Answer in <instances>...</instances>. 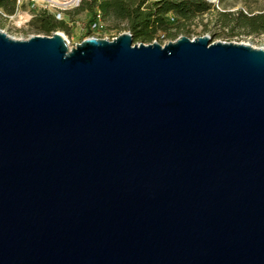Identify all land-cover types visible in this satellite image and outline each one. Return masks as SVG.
I'll return each mask as SVG.
<instances>
[{
  "label": "water",
  "instance_id": "water-1",
  "mask_svg": "<svg viewBox=\"0 0 264 264\" xmlns=\"http://www.w3.org/2000/svg\"><path fill=\"white\" fill-rule=\"evenodd\" d=\"M0 264H264V47L0 29Z\"/></svg>",
  "mask_w": 264,
  "mask_h": 264
},
{
  "label": "rangeland",
  "instance_id": "rangeland-1",
  "mask_svg": "<svg viewBox=\"0 0 264 264\" xmlns=\"http://www.w3.org/2000/svg\"><path fill=\"white\" fill-rule=\"evenodd\" d=\"M53 1V0H52ZM52 1H47L36 5L35 8L30 9L29 4L25 1L22 6L18 5L16 12L13 15L6 14L0 9V29L8 31V34L14 38H29L33 35H48L43 31V24L37 18L33 17L37 13H48L52 17H55L56 24L59 25V21H64V26L59 27L54 32L65 34L70 47L81 43L87 36L86 31L90 29L91 13L89 11L82 10V0L79 4L71 5H58ZM62 2L61 0H58ZM220 8H213L210 12L198 16L193 22L188 23L183 27L179 33V36H187L190 39H195L204 35L210 34L212 42L224 41L235 43H253V47H264V33L262 34H250L243 28L235 25L231 22L230 25H223V13H237L243 11L247 14H258L264 11V0H221ZM24 15L25 19H29L28 22L21 24L18 16ZM60 14V15H59ZM16 16L14 18L7 17ZM172 17V15L170 16ZM103 28L101 30H92L91 36L98 38L114 39L124 32H129L126 29L125 22L120 20H103L101 16L98 19ZM171 31H176V22L170 20ZM174 39L162 36L159 43L162 45L173 41ZM152 43V42H151Z\"/></svg>",
  "mask_w": 264,
  "mask_h": 264
},
{
  "label": "trees",
  "instance_id": "trees-1",
  "mask_svg": "<svg viewBox=\"0 0 264 264\" xmlns=\"http://www.w3.org/2000/svg\"><path fill=\"white\" fill-rule=\"evenodd\" d=\"M16 8L17 0H0V9L6 14L13 15ZM81 8L91 13L87 36L91 37V25L101 16L105 21L110 19L124 21L126 29L133 36L134 43L139 44L153 43L162 36L174 39L183 27L198 16L210 12L214 7L207 0H84ZM221 16L225 26L232 22L234 27L237 25L250 34L264 33V11L258 14L239 11L237 15L223 13ZM34 17L42 22L43 31L48 36L64 26L63 20L59 21L58 25L56 18L45 12ZM170 20L176 22L175 32L171 31Z\"/></svg>",
  "mask_w": 264,
  "mask_h": 264
},
{
  "label": "built area",
  "instance_id": "built-area-1",
  "mask_svg": "<svg viewBox=\"0 0 264 264\" xmlns=\"http://www.w3.org/2000/svg\"><path fill=\"white\" fill-rule=\"evenodd\" d=\"M27 2L29 4V7L30 9H33L36 7V5L40 4V3H44V2H47V1H52V0H17L18 2V5L19 6H22L23 5V2ZM82 0H80L78 2V4L81 2ZM209 3H211L213 5L214 8H220V3H221V0H207ZM19 15V14H18ZM60 15V14H59ZM7 17H10V18H14L16 16H9V15H6ZM34 17V16H33ZM18 19L20 21L21 24H24L26 22L29 21V19H25V16L24 15H19L18 16ZM101 28H103V25L102 23L97 20L95 23H93L91 25V30H101ZM96 37V36H95Z\"/></svg>",
  "mask_w": 264,
  "mask_h": 264
},
{
  "label": "bare ground",
  "instance_id": "bare-ground-1",
  "mask_svg": "<svg viewBox=\"0 0 264 264\" xmlns=\"http://www.w3.org/2000/svg\"><path fill=\"white\" fill-rule=\"evenodd\" d=\"M62 2L58 1V0H53L52 2H54L55 4H58V5H64V6H67V5H71V4H77L80 0H61ZM62 34V33H60Z\"/></svg>",
  "mask_w": 264,
  "mask_h": 264
},
{
  "label": "crops",
  "instance_id": "crops-1",
  "mask_svg": "<svg viewBox=\"0 0 264 264\" xmlns=\"http://www.w3.org/2000/svg\"><path fill=\"white\" fill-rule=\"evenodd\" d=\"M37 14H41V13H37Z\"/></svg>",
  "mask_w": 264,
  "mask_h": 264
}]
</instances>
